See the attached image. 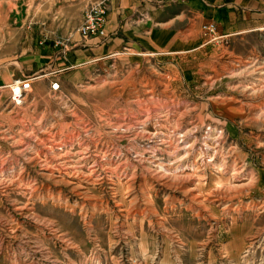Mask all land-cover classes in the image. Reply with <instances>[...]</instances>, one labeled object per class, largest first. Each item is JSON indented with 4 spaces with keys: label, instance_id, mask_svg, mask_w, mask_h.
<instances>
[{
    "label": "rangeland",
    "instance_id": "obj_1",
    "mask_svg": "<svg viewBox=\"0 0 264 264\" xmlns=\"http://www.w3.org/2000/svg\"><path fill=\"white\" fill-rule=\"evenodd\" d=\"M73 1L0 0V264H264V64L47 76L13 102Z\"/></svg>",
    "mask_w": 264,
    "mask_h": 264
},
{
    "label": "crops",
    "instance_id": "obj_2",
    "mask_svg": "<svg viewBox=\"0 0 264 264\" xmlns=\"http://www.w3.org/2000/svg\"><path fill=\"white\" fill-rule=\"evenodd\" d=\"M99 2L106 9L101 30L87 37L76 31L58 51L52 45L38 49L43 73L32 80L50 76L72 84L94 69L157 63L180 84L191 85L198 74L206 84L203 70L231 59L253 57L264 64V0H74L70 12L82 17L89 4ZM204 23L213 24L221 40L206 43Z\"/></svg>",
    "mask_w": 264,
    "mask_h": 264
},
{
    "label": "built area",
    "instance_id": "obj_3",
    "mask_svg": "<svg viewBox=\"0 0 264 264\" xmlns=\"http://www.w3.org/2000/svg\"><path fill=\"white\" fill-rule=\"evenodd\" d=\"M105 14L106 9L102 3L89 4L83 10L80 25L77 30L78 35L80 37H87L98 33L103 26ZM200 30L206 43H215L221 40V37L216 34L214 25L211 23L202 24ZM31 81L32 78L28 77L12 84L10 89V99L15 103L22 99L23 95L30 91ZM57 88L58 86L56 83L50 84L51 90H56Z\"/></svg>",
    "mask_w": 264,
    "mask_h": 264
},
{
    "label": "bare ground",
    "instance_id": "obj_4",
    "mask_svg": "<svg viewBox=\"0 0 264 264\" xmlns=\"http://www.w3.org/2000/svg\"><path fill=\"white\" fill-rule=\"evenodd\" d=\"M219 137V136H218ZM178 138V137H177ZM179 138H181V136L179 137ZM214 140V139H213ZM182 141V140H181ZM207 144V143H206ZM219 144V143H218ZM219 147V146H218ZM214 149H215V147H213ZM217 149V148H216ZM216 152V151H215ZM202 154V153H201ZM199 155V154H198ZM202 155H204V154H202ZM216 154H214V156H215ZM199 158V157H198ZM212 160V159H211ZM203 161V160H202Z\"/></svg>",
    "mask_w": 264,
    "mask_h": 264
}]
</instances>
